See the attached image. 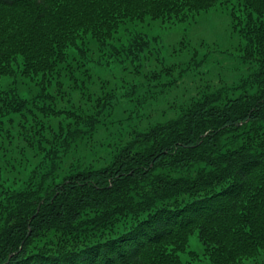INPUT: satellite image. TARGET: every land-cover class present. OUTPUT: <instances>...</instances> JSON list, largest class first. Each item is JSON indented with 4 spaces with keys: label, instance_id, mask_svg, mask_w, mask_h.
Listing matches in <instances>:
<instances>
[{
    "label": "trees",
    "instance_id": "16d2710c",
    "mask_svg": "<svg viewBox=\"0 0 264 264\" xmlns=\"http://www.w3.org/2000/svg\"><path fill=\"white\" fill-rule=\"evenodd\" d=\"M216 7L240 40L234 58L245 73L144 115L103 166L63 167L107 129L116 92L127 115H142L158 101L148 97L167 98L200 66L192 52L180 72L143 73L157 43L147 21L183 24ZM91 48L97 65L121 74L118 91L102 83L91 92ZM5 77L0 125H15L22 143L7 130L0 144V264H184L191 236L208 264H264V0H0Z\"/></svg>",
    "mask_w": 264,
    "mask_h": 264
},
{
    "label": "rangeland",
    "instance_id": "374dc122",
    "mask_svg": "<svg viewBox=\"0 0 264 264\" xmlns=\"http://www.w3.org/2000/svg\"><path fill=\"white\" fill-rule=\"evenodd\" d=\"M188 19L189 21L183 24L176 23L174 25L147 21V25L143 26V30L151 36L156 37L158 44H151L149 50L143 54L147 59L142 62L141 69L143 73L149 75L152 72L160 71L163 66H172V64L178 66V64H180V68L177 69L178 72H180L181 69L186 67L187 62L191 60L192 52L197 54V58L191 60L192 64L198 63L200 66L194 67L192 65L191 71H188L183 79L178 82L177 88H173V90L167 94V98L161 99L160 96H157L156 99H150L148 97L147 102L149 103L155 100L158 101L155 104L152 103L153 105L150 107V110H140L142 115H140L139 111L134 115H127L126 112H129L130 106L125 100H122L121 95L123 92H116L118 97L113 103V115L110 117L111 120L108 121L107 129L100 128L93 137H86L83 141L79 142L76 148L62 159L63 167L72 163L84 164L86 166L92 165L93 167L103 166L111 157L110 153L114 149L117 141L126 139L130 129L136 126L139 127L140 122L145 125V122L141 121L144 115L151 114L152 116L155 114L160 115V113L164 114L166 113L165 110L168 109V105H170L176 97L177 100L186 98L185 101H187L195 93L204 91L206 85L209 88H218L222 84L230 85L232 81L240 78L239 76L245 73L234 58L237 54L240 40L227 29L229 19L225 9L216 7L206 14H201L191 19L189 17ZM150 50L152 51L151 53ZM93 51L94 52H92L91 48L88 54L93 60V65L92 63L88 65L91 68V92L98 95V93H100L99 87L102 83L105 84L106 90L115 89L118 91L116 87L119 85V82L116 77H120L121 74L117 73L116 68L108 71L97 65L95 61L97 60L98 53L96 49H93ZM203 52L207 53V56L202 63ZM157 60L159 62H157ZM178 72L174 73L175 77ZM77 78L80 80L79 75H77ZM163 80L166 81V78H163ZM139 82L142 84L144 79L137 77L136 83L139 84ZM6 83L7 78H2L0 83L2 87H4ZM33 89L34 87L29 84V86H25L22 89V92H28ZM156 90L157 89H151L149 95H154ZM143 93L144 92L138 93L139 98L142 97ZM22 95H24V93H22ZM178 95L183 97L178 99ZM78 99L79 95L74 92L72 101L74 102ZM168 101L169 103L167 104ZM136 114L139 115L140 120L135 117ZM128 116L131 118L127 120ZM159 117H154V120H158ZM4 119L1 120L3 121ZM109 122L112 123L109 124ZM7 130L12 132L13 141L15 143L19 142L18 145L22 143L20 139L21 135L19 137L20 141L16 137L18 128L13 125L11 128L7 129V119H5L4 123L0 125V144L1 141L3 143L7 142V135L5 134ZM24 151L26 152L27 149L24 148ZM3 155L4 153L0 150V162L3 160ZM21 167L28 168L29 166L21 162L18 170H20ZM0 170L5 171V167H0ZM193 253L194 256L191 258L194 259H190V254ZM180 258L184 264H208L204 257L203 246L199 243L196 236H191L189 238L185 253L181 254ZM243 263L251 264V261L246 260Z\"/></svg>",
    "mask_w": 264,
    "mask_h": 264
}]
</instances>
